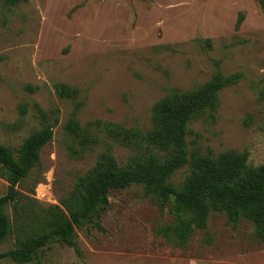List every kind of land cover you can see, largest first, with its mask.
<instances>
[{"label":"rangeland","instance_id":"1","mask_svg":"<svg viewBox=\"0 0 264 264\" xmlns=\"http://www.w3.org/2000/svg\"><path fill=\"white\" fill-rule=\"evenodd\" d=\"M219 73L237 80L220 91L216 110L189 122L188 161L168 181L176 189L206 156L247 152L250 167L264 164L259 1L19 0L9 6L0 0V144L18 157L46 126L38 107L50 124L59 118L39 163L18 186L19 203L6 207L14 228L0 254L16 248L18 236L40 230L55 207L79 209L77 180L109 157L122 170L166 162L170 150L152 140L159 130L154 107L177 92L206 87ZM62 86L68 96L60 95ZM7 189L0 176V197ZM75 232L81 257L51 242L27 264H264L253 221L233 224L212 210L202 228L178 213L174 196L164 199L141 185L111 191L109 204ZM0 264L17 263L0 258Z\"/></svg>","mask_w":264,"mask_h":264},{"label":"trees","instance_id":"2","mask_svg":"<svg viewBox=\"0 0 264 264\" xmlns=\"http://www.w3.org/2000/svg\"><path fill=\"white\" fill-rule=\"evenodd\" d=\"M3 1L9 6L19 3V0ZM258 1L264 11V0ZM242 20L240 14L236 23L237 30ZM235 80L234 76L226 78L219 73L206 87L177 92L157 103L154 107V120L159 130L152 135V140L170 150L166 162L151 160L145 165L136 164L122 170L115 158L109 157L105 163L77 180L75 195L79 209H74L69 203H65V209L55 207L50 219L42 223L40 230L26 237L18 236V246L0 254V258L27 264L34 261L39 251L51 242L73 247L81 257L75 227L84 221H91L95 214H99L100 208L109 204L111 191L125 190L133 185H141L147 193L157 194L164 199L174 196L178 213L190 214L192 220L202 228L207 227L212 210L226 214L233 224L243 218L249 219L256 225L257 237L264 241V164L250 167L247 152L225 154L220 160L203 157L196 163L181 189L168 184L175 171L188 161L186 136L189 122L207 110H216L220 91ZM59 92L62 96H68L69 88L62 86ZM37 110L46 126L25 141L18 157L9 147L0 144V176L8 183L6 194L0 197V246L14 228L5 212L6 207L19 203L18 186L39 163L41 150L52 140L53 128L59 123V118H55L50 124L47 114L39 107ZM115 132L119 133V130ZM122 133L120 136L130 139ZM95 225L104 231L99 222ZM17 227L21 229L19 225ZM38 264H42L41 260Z\"/></svg>","mask_w":264,"mask_h":264},{"label":"crops","instance_id":"3","mask_svg":"<svg viewBox=\"0 0 264 264\" xmlns=\"http://www.w3.org/2000/svg\"><path fill=\"white\" fill-rule=\"evenodd\" d=\"M167 264H169V263H167ZM174 264H175V263H174ZM181 264H184V263H181ZM185 264H189V263H185ZM194 264H197V263L194 262Z\"/></svg>","mask_w":264,"mask_h":264}]
</instances>
